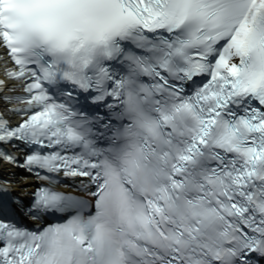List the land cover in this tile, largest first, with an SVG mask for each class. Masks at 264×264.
Wrapping results in <instances>:
<instances>
[{
    "label": "snow or ice",
    "instance_id": "6c2138e0",
    "mask_svg": "<svg viewBox=\"0 0 264 264\" xmlns=\"http://www.w3.org/2000/svg\"><path fill=\"white\" fill-rule=\"evenodd\" d=\"M0 264H264V0H0Z\"/></svg>",
    "mask_w": 264,
    "mask_h": 264
}]
</instances>
